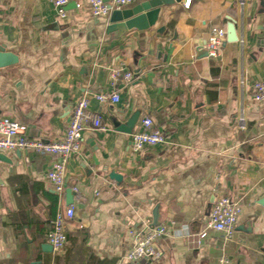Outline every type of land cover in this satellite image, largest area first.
<instances>
[{"label":"crops","instance_id":"obj_1","mask_svg":"<svg viewBox=\"0 0 264 264\" xmlns=\"http://www.w3.org/2000/svg\"><path fill=\"white\" fill-rule=\"evenodd\" d=\"M186 1H161L155 24L120 33L108 31L112 14L93 17L86 0H71L65 18L50 0H0V46L18 56L0 66V117L26 124L29 137L59 140L88 94L105 127L85 131L61 193L47 177L55 156L0 151V264H115L132 227L172 219L191 235H164L160 259L131 264H222L223 255V264H264V106L252 89L264 79V0ZM231 22L238 40L209 56L212 28ZM118 66L135 80L113 84ZM115 90L116 103L93 97ZM146 115L167 142L135 153L131 134ZM74 185L75 215L56 253L48 232ZM220 194L244 209L231 241L203 233Z\"/></svg>","mask_w":264,"mask_h":264},{"label":"built area","instance_id":"obj_2","mask_svg":"<svg viewBox=\"0 0 264 264\" xmlns=\"http://www.w3.org/2000/svg\"><path fill=\"white\" fill-rule=\"evenodd\" d=\"M71 0H50L59 17L68 15L67 5ZM136 0H86L90 13L93 17H107L115 10H122ZM191 0L186 1L190 6ZM76 8H81L83 3L75 2ZM227 39V30L222 27L212 28L206 41V49L209 56H219L220 49ZM110 80L113 84L120 80L132 83L135 73L125 69L124 66L113 68L110 72ZM254 97L264 106V79L256 80L252 84ZM101 103L119 102L120 93L98 92L93 95ZM91 97L88 94L81 96L72 109L64 136L59 140L45 141L38 137L27 135L28 126L9 116L0 117V151L25 150L39 154L55 156L48 172V179L54 184L58 192H64L66 188L67 165L70 157L81 151L86 130L104 129L100 113L90 108ZM167 137L161 128L155 127L152 116L146 115L141 121V128L131 134V147L133 152L138 153L144 148L164 144ZM76 197L80 196L79 186L72 187ZM244 212L242 204L228 194H220L214 198L213 206L205 220L203 233L207 229L223 232L225 241H231L236 234V228ZM75 215V206L69 205L65 210L57 214L52 222V228L48 232V242L56 253L63 252L68 241L67 221ZM168 234H180L190 236L188 224L179 225L176 220L153 224L143 227H132L129 230L131 246L125 256L115 264H131L141 259L157 261L163 255L158 247V240ZM226 255L220 258V262L228 263Z\"/></svg>","mask_w":264,"mask_h":264},{"label":"water","instance_id":"obj_3","mask_svg":"<svg viewBox=\"0 0 264 264\" xmlns=\"http://www.w3.org/2000/svg\"><path fill=\"white\" fill-rule=\"evenodd\" d=\"M148 0L134 8H126L123 10H115L112 12L110 18V24L108 26V31L119 30L120 33H123L127 29L138 28V29H147L151 25L155 24L158 13L160 11L159 3H164L166 0ZM181 2L183 0H175ZM227 40L230 42H235L238 40V35L236 32V27L234 22H231L228 25L227 29ZM208 53V51H207ZM18 61V56L10 51L5 50L3 46H0V66H5L9 64L16 63ZM127 125V124H126ZM130 123L127 125L129 126ZM124 131H130L128 128H122ZM115 178L120 180L121 176L115 174ZM68 204H71L74 200V191L72 188L68 189ZM153 224H159L154 222ZM52 248V246H51Z\"/></svg>","mask_w":264,"mask_h":264}]
</instances>
